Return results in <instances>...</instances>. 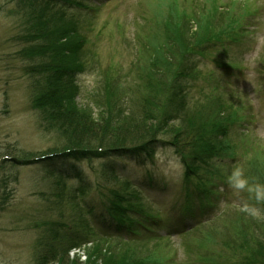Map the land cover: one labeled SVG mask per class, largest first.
Listing matches in <instances>:
<instances>
[{
	"label": "rangeland",
	"instance_id": "1",
	"mask_svg": "<svg viewBox=\"0 0 264 264\" xmlns=\"http://www.w3.org/2000/svg\"><path fill=\"white\" fill-rule=\"evenodd\" d=\"M90 3L76 4L69 11L58 9L49 28L56 41L52 48H60L59 60L55 59L59 76L71 85L70 93L55 102H67L64 110L73 113L68 117L69 135L79 138L103 121L114 122L109 112L111 100L123 113L138 111L139 98L149 91L147 60L171 59L173 53L180 56L182 39L187 38L181 30H210L202 10L211 12L214 8L239 23L242 16L244 29L240 25L232 31L235 38L227 39L225 31L234 26L221 25L220 16L213 30L221 27L216 34L223 31L222 38L211 41L218 47L184 57L182 65L193 76L177 87L192 107L197 105L199 112H206L205 117L211 115V108L214 110L209 98L216 94L222 97L221 110L216 111L220 118L245 117L224 141L235 150L237 159L223 163L209 160L207 164L198 160L188 171L173 148H157L153 158L146 155L137 159L66 154L71 148L65 146L68 140L57 130L53 113L48 117L33 106L35 81L28 74L42 60L21 54L26 46L18 40L25 34L19 0H0V264H37L46 246L69 247L72 237L68 229L83 227V222L87 228L80 229L78 235L88 243L69 252L70 259L80 257L81 264H116L123 257L138 260L150 253L155 262L162 259L161 264H170L167 262L173 261L174 255L180 257L177 264H254L250 261L253 257L264 261L260 251L264 250V199L257 200L254 193L236 190L228 183L232 170L239 167L250 184L264 185V0ZM238 65L243 69H233ZM48 118L52 126L45 122ZM100 118L102 123H98ZM11 155L13 160L5 162ZM113 169L122 181L127 179L140 188L147 202L158 206L165 230L173 237L138 243L121 236L123 240L116 241L98 189V184L113 185L108 179ZM192 173L196 177L188 176ZM194 181L203 183L207 191L210 183H216L213 194L218 196L216 191L222 189L227 196L212 209L211 221L205 217L202 227L180 239L175 230L179 213H183L174 206L192 187L197 188ZM135 206L146 208L142 201ZM89 225L110 237L95 236L96 230ZM93 241L99 246L96 249Z\"/></svg>",
	"mask_w": 264,
	"mask_h": 264
},
{
	"label": "trees",
	"instance_id": "2",
	"mask_svg": "<svg viewBox=\"0 0 264 264\" xmlns=\"http://www.w3.org/2000/svg\"><path fill=\"white\" fill-rule=\"evenodd\" d=\"M90 1L91 0H19V13L23 16L25 34L18 38V40H20L21 44L26 46V48L22 49L21 54L24 58H40L42 60V63L38 66L37 64L36 66L34 65V69L28 74L33 77L35 81L33 88V106L37 109H41L42 113L46 116L49 115L48 117H50V113H53L55 116L54 119H56L58 123L55 125L57 126V130L64 134L68 140L65 146L71 148V150H66L65 153L86 152L88 154H95V158H111L114 160L124 159L126 157H136L137 159L146 157V155H149V158H153V154L157 148H173L176 153L180 155L182 160L184 159V164H186V170L188 171H190L189 167L195 166V163L199 162L198 160L206 162L207 164L209 160H217L223 163L237 159L235 150L230 146L227 147L228 145L224 143V141L230 130L233 129L232 127L238 125V121L237 117L236 119L233 117L230 118L232 119V122H230L227 116H222L220 118L217 115L216 111H220L222 107L220 105L222 97L216 94L214 98H209L211 103H214L212 105L214 110L211 108V115L205 117L204 113L206 112H199V106L197 105L192 107L193 105L188 102V98L185 96L186 94L181 88L179 89L177 87L181 84L182 80H187L190 76H193V74H190L188 69L182 65V63L185 62L184 57H195L197 53L204 54V52H209L211 49L218 47L217 44L211 43V41L215 37L222 38L223 31L216 34V32L220 31L221 27H219L220 29H218V31L213 30V25L220 16L222 18L221 25H223L224 22V24L234 26L231 31H225L224 36L227 37V39L235 38L232 31L240 27L241 24L235 20V17L226 16L225 18L214 8H212L213 10L211 12L202 10V13L205 14L202 17L205 19V22H207L206 27H209L210 30L212 27V31L201 27L198 28L197 33H192L187 27H184L183 33L181 30V34L187 38L184 40L181 38L182 45L180 52L182 53L180 56H176L173 53L171 59L161 57L154 62L151 61V59L147 60L148 80L146 81V86L149 91L146 95L139 98L140 105L137 108L138 111L129 109L123 113L120 111V106H115V101L112 102L111 100L109 112L115 120L114 122L106 124L105 121H103V124H97L96 128L93 129L91 133L82 134L79 138L69 135L68 117L73 116V113H68L64 110V108H66L65 106H67V102L64 101L65 104H63L60 100L57 105L55 102L59 100L58 97H63L70 93L71 85L67 80L63 82V76L62 79L61 76H59L61 71L55 59H58L60 55L58 52L60 48L59 46L56 49L52 48V45L56 44V41L53 42L55 35L50 33L49 28L56 18L55 11H69L73 9L76 4L80 6L82 4L86 5L90 3ZM89 7L90 4H88V8ZM195 21L198 22L197 18ZM181 23L183 24L184 22ZM240 30L242 29H239V31ZM178 34L177 32L174 36H178ZM169 70L171 74L167 72ZM184 71L186 73H183ZM64 111L66 118L62 120L61 117H64ZM108 114H106V116H108ZM101 119L102 118H100L98 123H102ZM44 120L50 123L49 118ZM50 126H52L51 123ZM11 157L12 155L9 156L8 160L5 162L12 161L13 159ZM27 160L30 161L31 159ZM116 172L117 171L113 169V177L112 175L111 177L108 176V179L113 185L98 184L100 198L103 200L102 203L107 210L106 213H108L113 223L110 225L109 230L115 233L114 235L116 236L114 237H116V241H122V237L138 243L149 241L162 242L165 238H171L172 235L170 234V230H165V221L161 211L149 210L148 207L147 210L146 208L143 209L135 206L139 201L143 200V197H141L142 195L131 182L126 179L122 181L121 178L117 176ZM188 176L190 178H192V176L196 177L193 173ZM193 183L197 186V188L194 187L192 191L197 193V196L193 198V208L192 205L184 207V216L179 220L178 227L175 230V234H178L180 239L185 238L193 231L203 226L198 225L192 229H186L187 227H182V223L185 224L189 221L196 222V209L204 213L207 209L214 207L217 201L216 198H220L212 192L216 187V183H210L211 190L208 191L205 189L206 187L203 186V183H195V181ZM128 191L132 192L129 193ZM76 199L77 197H74V200ZM82 224L83 227L78 225L74 229H68V233L72 237L68 239V243L70 244L69 247H64L63 249L60 247V249L55 246V243L51 246H46L39 256L40 258L37 264H81L80 257L71 260L69 252L73 248L81 247L84 243H88L86 242L88 240L86 238L79 239L78 232L81 231L80 229L87 228L86 222ZM89 226L94 230L97 229L95 226ZM164 231H166V233H164ZM96 235L97 237H110V235H102L97 232V230L95 236ZM95 241H93L95 243L93 249L99 247ZM260 251L264 252V250ZM258 254L262 255L261 252H258ZM143 256L138 260L135 258L132 259L131 256L128 258L123 257L119 259L120 261L116 264L162 263V259L160 262H155V258L154 256L152 257L151 253L150 256ZM173 257L174 260L168 261L167 263L177 264L181 262L180 257L176 255ZM262 259L263 258L253 257L250 261L254 264H264L262 263L264 262Z\"/></svg>",
	"mask_w": 264,
	"mask_h": 264
},
{
	"label": "clouds",
	"instance_id": "3",
	"mask_svg": "<svg viewBox=\"0 0 264 264\" xmlns=\"http://www.w3.org/2000/svg\"><path fill=\"white\" fill-rule=\"evenodd\" d=\"M228 183L236 190H246L250 193H254L257 200L264 199V185L250 184L249 179L239 167L232 170L228 176Z\"/></svg>",
	"mask_w": 264,
	"mask_h": 264
}]
</instances>
